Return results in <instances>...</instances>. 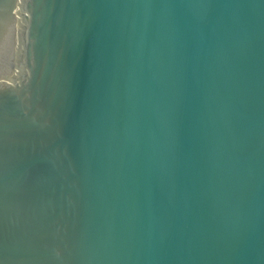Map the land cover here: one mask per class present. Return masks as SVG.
Segmentation results:
<instances>
[{"label": "water", "instance_id": "obj_1", "mask_svg": "<svg viewBox=\"0 0 264 264\" xmlns=\"http://www.w3.org/2000/svg\"><path fill=\"white\" fill-rule=\"evenodd\" d=\"M0 264H264V0H0Z\"/></svg>", "mask_w": 264, "mask_h": 264}]
</instances>
